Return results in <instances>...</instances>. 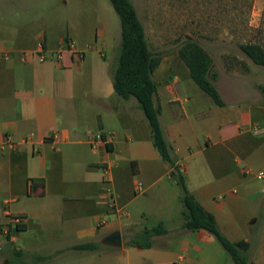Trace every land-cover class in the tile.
Instances as JSON below:
<instances>
[{"label":"crops","instance_id":"crops-1","mask_svg":"<svg viewBox=\"0 0 264 264\" xmlns=\"http://www.w3.org/2000/svg\"><path fill=\"white\" fill-rule=\"evenodd\" d=\"M254 7L259 13L264 0ZM5 22L0 20V228L8 201L26 219L0 245L12 252L0 264L108 263L113 256L104 239L117 230L120 247L134 250H127L125 264L134 258L138 264H216L225 257L213 234L181 227L182 189L154 146L137 99L116 94L111 64L87 65L86 44L73 25L52 42L45 28L9 30ZM104 26L92 29V48ZM67 39L76 40L82 56L68 50ZM101 43L98 52L106 59L109 45ZM254 65L261 77L244 91L228 78L221 87L217 70L223 106L200 92L178 52L162 56L153 78L164 134L189 190L232 241L249 242L252 264H264V229L254 230L264 219V69ZM7 135L13 144L5 142ZM110 195L127 216L114 210ZM153 223L169 232L154 236L148 248L130 243ZM88 242L99 247L75 248ZM86 254L93 257L82 258Z\"/></svg>","mask_w":264,"mask_h":264},{"label":"rangeland","instance_id":"rangeland-1","mask_svg":"<svg viewBox=\"0 0 264 264\" xmlns=\"http://www.w3.org/2000/svg\"><path fill=\"white\" fill-rule=\"evenodd\" d=\"M131 1L145 26L149 46L154 53L162 56L176 54L183 42L191 38L211 54L214 68L221 73V87L224 86L225 78H228L238 83L244 91V88L253 83L254 78L260 76L255 63L241 50V44L244 43L257 42L264 45V9L259 13L254 12L258 10L254 7L256 0ZM2 19L7 21L4 24L11 26L9 30L39 31L45 28L52 42L57 39L59 32L73 25L86 44L84 49L87 65L96 61H105L108 66L111 64V69L117 65L121 22L109 0H0V20ZM98 22L105 25L102 28L105 35H102V31H97L96 35L100 40L92 48L89 40L92 29ZM102 40H106L109 45L108 49L105 47L108 53L106 59L98 52ZM76 46L78 48L77 42ZM159 71V76H163ZM205 96L209 98L207 94ZM153 220L150 219L149 224ZM263 229L264 219L261 217L254 230L261 232ZM126 247L127 250L134 251L133 246ZM222 249L225 257H219L216 264H234L228 252L223 247ZM127 250L111 246L109 251L113 257L108 263L100 258L90 264H125L124 257L130 256ZM11 256V251L0 249V257ZM89 257L93 255L86 254L82 258ZM131 264H138V258H134Z\"/></svg>","mask_w":264,"mask_h":264},{"label":"trees","instance_id":"trees-1","mask_svg":"<svg viewBox=\"0 0 264 264\" xmlns=\"http://www.w3.org/2000/svg\"><path fill=\"white\" fill-rule=\"evenodd\" d=\"M121 22V41L117 65L112 68L113 87L124 99L134 97L144 112L152 133V141L161 157L172 166V175L182 189L183 221L181 227L190 231L206 230L213 234L228 252L235 264H252L249 257L250 244L247 241H232L219 227L214 214L203 207L189 190L184 173L177 163V157L167 141L160 121L161 108L155 103L157 83L154 71L160 65L162 55L154 53L138 11L131 0H109ZM242 52L254 63L264 66V45L261 43L241 44ZM179 56L189 69L193 81L219 105L225 101L216 85L219 73L214 68L211 54L197 41L187 38L179 48ZM264 95V85H259ZM169 231L160 223L138 231L130 243L148 248L153 237ZM98 243L88 242L76 245L80 250H94Z\"/></svg>","mask_w":264,"mask_h":264},{"label":"built area","instance_id":"built-area-1","mask_svg":"<svg viewBox=\"0 0 264 264\" xmlns=\"http://www.w3.org/2000/svg\"><path fill=\"white\" fill-rule=\"evenodd\" d=\"M66 43H67V47L69 51H71L73 54L77 56L79 55L82 56L83 53L80 50H78L76 46V41L74 39H67ZM98 137L100 139H103V135L101 133L98 134ZM5 142L7 144H13L14 140L11 135H7ZM261 175L264 176V173H262ZM138 189L140 192L143 191L142 186H139ZM110 198H111L112 206L114 210L119 214L127 216L128 214L127 211H125L121 207L116 206L115 200L113 199L112 195H110ZM9 204H10V201L7 202V205L4 210L7 220L0 228V245L3 244V241H10L14 230L18 229L21 225H23L26 219L25 216L22 214L13 213L9 208Z\"/></svg>","mask_w":264,"mask_h":264},{"label":"water","instance_id":"water-1","mask_svg":"<svg viewBox=\"0 0 264 264\" xmlns=\"http://www.w3.org/2000/svg\"><path fill=\"white\" fill-rule=\"evenodd\" d=\"M104 243L111 246L119 247L122 245V234L119 230L110 233L105 239ZM5 264H9V261L6 260Z\"/></svg>","mask_w":264,"mask_h":264}]
</instances>
